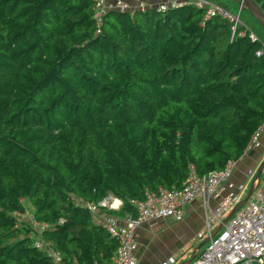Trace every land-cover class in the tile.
<instances>
[{
  "label": "trees",
  "instance_id": "trees-1",
  "mask_svg": "<svg viewBox=\"0 0 264 264\" xmlns=\"http://www.w3.org/2000/svg\"><path fill=\"white\" fill-rule=\"evenodd\" d=\"M93 3L0 0V264H52L35 237L65 264H113L116 240L77 199L135 217L146 190L238 161L264 119L248 29L192 4L108 9L97 27Z\"/></svg>",
  "mask_w": 264,
  "mask_h": 264
},
{
  "label": "built area",
  "instance_id": "built-area-1",
  "mask_svg": "<svg viewBox=\"0 0 264 264\" xmlns=\"http://www.w3.org/2000/svg\"><path fill=\"white\" fill-rule=\"evenodd\" d=\"M184 4H192L203 10L204 19L215 16L225 19L230 24L231 36L236 33L239 26L248 29L239 18L242 9L240 6L237 14L229 12L211 0H166L154 7L158 12H164L168 8ZM149 6L151 5L142 0H114L111 4L105 0H94L93 18L98 27L102 16L108 9L133 11L143 10ZM249 35L252 40L256 39L252 32ZM261 52H256V55ZM263 140L264 119L251 134L243 155L250 150L261 148ZM237 162L228 161L223 169L209 171L203 176L196 174L190 167L181 188L159 187L155 191L146 190L142 200L130 201L136 210L135 217L127 213L122 216L109 213L108 211L115 212L121 207V201L111 195L95 203L77 199L76 204L83 206L91 214L92 220L116 240L117 249L113 256V264H137L138 227L143 222H155L166 218L181 221L185 206L197 198L202 199V205L206 211L205 228L197 236L200 237L206 233L211 236V226L222 222L255 181V172L252 169L246 172L249 182L238 183L231 180ZM15 215L19 216L18 213ZM29 220L35 232H40L45 227L33 221L31 215H29ZM33 246L45 252L52 264H65L61 254L50 242L35 237ZM194 253V258L187 264H264V186L259 183L246 202L210 238L206 247L202 251L197 248ZM175 262L176 256L171 255L160 264H174ZM73 264L76 263L73 262Z\"/></svg>",
  "mask_w": 264,
  "mask_h": 264
},
{
  "label": "crops",
  "instance_id": "crops-1",
  "mask_svg": "<svg viewBox=\"0 0 264 264\" xmlns=\"http://www.w3.org/2000/svg\"><path fill=\"white\" fill-rule=\"evenodd\" d=\"M105 1L108 4L114 2V0ZM142 1L153 7L166 0ZM132 5H134L133 2ZM263 157L264 140L261 148L250 150L238 160L236 168L231 175V180L238 183L249 182V179L246 178L247 170L252 169L255 172ZM210 203L214 204V202ZM205 212L202 199L197 198L185 206L184 216L181 221H173L166 218L155 222H143L137 229V264H160L171 255L176 256L174 264H187L189 258L199 246L193 245L198 237L197 235L192 237V239H187V224L193 220L196 222L205 220ZM200 213L203 218L199 216ZM120 216L122 215L120 214ZM204 228L205 226H201L199 232L204 230ZM186 252L191 254L189 258H185Z\"/></svg>",
  "mask_w": 264,
  "mask_h": 264
},
{
  "label": "rangeland",
  "instance_id": "rangeland-1",
  "mask_svg": "<svg viewBox=\"0 0 264 264\" xmlns=\"http://www.w3.org/2000/svg\"><path fill=\"white\" fill-rule=\"evenodd\" d=\"M211 1L222 6V7H224L226 10H228L229 12H231L233 14H237V12H238L239 5L234 0H211ZM239 18H240L241 22L244 23V25L250 30V32H252L264 45V28L261 26V24L258 23L249 14V12L245 8H242L240 10ZM255 173H256V171H255ZM260 182H261V185L264 186V172L262 174ZM26 208L28 211H31V206L28 203H26ZM199 216L201 217V213ZM201 218H203V216ZM20 219L21 220L24 219V220L29 221V216L27 214V215L21 216ZM187 226H188V228H187V230H188L187 239L189 240V239H192V237H194L195 235H197L199 233V231L201 230L200 229L201 226H205V220L204 219H203V221L199 220L198 222L193 220L192 222H188ZM217 226H218V224L211 226V233L215 230V228ZM208 235L209 234L206 233L200 237H197L196 241L193 243V245L195 244L196 246H198L208 237ZM206 245H207V242L205 244H203V246L200 248V251H202L206 247ZM186 251H188V250H186ZM190 255L191 254H189V252H186L185 258H189Z\"/></svg>",
  "mask_w": 264,
  "mask_h": 264
},
{
  "label": "water",
  "instance_id": "water-1",
  "mask_svg": "<svg viewBox=\"0 0 264 264\" xmlns=\"http://www.w3.org/2000/svg\"><path fill=\"white\" fill-rule=\"evenodd\" d=\"M240 7L245 8L249 14L258 22L261 24V26L264 28V13L260 9V7L253 1V0H234ZM264 170V157L260 164L258 165L255 173V181L254 183L249 187L247 190L245 196H243L236 205L230 210V212L223 218L222 222L215 228V230L212 232L211 236H208L201 244H199L198 249H200L203 244L208 242L212 236H214L219 229L227 222V220L230 218V216L240 207L242 206L246 200L250 197L254 189L257 187V185L260 183L262 174ZM195 256V253L192 254V256L189 258L188 262H190Z\"/></svg>",
  "mask_w": 264,
  "mask_h": 264
}]
</instances>
